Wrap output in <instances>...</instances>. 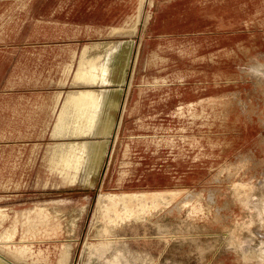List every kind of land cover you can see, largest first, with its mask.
<instances>
[{
  "label": "rangeland",
  "instance_id": "374dc122",
  "mask_svg": "<svg viewBox=\"0 0 264 264\" xmlns=\"http://www.w3.org/2000/svg\"><path fill=\"white\" fill-rule=\"evenodd\" d=\"M142 8L135 35L101 40L120 42L104 86L68 88L106 94L100 118L105 125L112 116L110 135L90 137L98 147L105 140L98 166L73 183L50 171L47 146L40 147L26 178H17L20 167L15 179H0L4 223L16 212L46 208L50 234L33 239L41 263L49 251L57 264L65 243L70 264H264V222H245L258 200L253 192L264 189V162H253L264 160V69L257 66L264 63V0H151ZM28 30L12 43L24 42ZM113 97L117 108L109 106ZM10 151L0 147V165ZM13 153L26 161L31 148ZM177 191L168 204L110 225L109 250L90 253L88 246L107 235L104 222L93 224L99 197ZM229 195L232 204L217 212ZM185 198L188 205L179 207Z\"/></svg>",
  "mask_w": 264,
  "mask_h": 264
},
{
  "label": "crops",
  "instance_id": "0c3cea01",
  "mask_svg": "<svg viewBox=\"0 0 264 264\" xmlns=\"http://www.w3.org/2000/svg\"><path fill=\"white\" fill-rule=\"evenodd\" d=\"M142 4V0H0V147L11 149L0 165V179H15L11 173L20 167L17 178H26L37 149L52 142L68 88L79 85L75 77L84 46L90 47L87 58L96 61L110 50L111 42L103 38L135 35ZM26 25L24 42L13 44L11 37L21 36ZM86 39L91 42H81ZM125 54L120 60L126 64ZM25 148H31L28 159H14L13 150Z\"/></svg>",
  "mask_w": 264,
  "mask_h": 264
},
{
  "label": "bare ground",
  "instance_id": "6f19581e",
  "mask_svg": "<svg viewBox=\"0 0 264 264\" xmlns=\"http://www.w3.org/2000/svg\"><path fill=\"white\" fill-rule=\"evenodd\" d=\"M142 1L147 3V1L150 2L151 0ZM148 16L149 15H146V18H148ZM138 20H141V17H138ZM121 31L122 29L120 32ZM119 44V41L110 43V50L105 55H100V59L96 61L87 58L90 47L86 44L83 49L82 59H79L80 66L76 72L75 78H77L76 80L78 81V84L88 85L90 87L94 85L104 86L108 76L111 75L109 68L111 61L113 60V56L118 50ZM257 66L258 68L261 67L258 70H261L262 67L264 69V63L262 62H259ZM70 70L71 65L69 66V71ZM116 93H118V90H116ZM62 96L63 95H61V97ZM65 96L66 99L65 97L63 98L65 99L63 100V107L60 110L57 122L51 134V136L56 140L55 142L53 141L48 144L44 155V161L49 164L50 171L55 170L61 177H65V179L68 178L71 182L75 183L76 181H79L82 174L86 175L88 170H91L93 163H96V166H98L105 140L103 139L102 144L98 147L96 146L95 141L92 138L90 139V137L107 138L112 129L111 125L113 123V119L112 116L109 115L105 125L102 124L103 122L100 118L101 107L107 101L106 94L103 93V89L85 88L69 90ZM117 100V98L115 99L113 97L109 101V106L111 108H117ZM98 135L100 136L98 137ZM261 142L264 144V137ZM245 158L246 157H241L240 160L245 161ZM253 162L254 165L258 166L264 162V160L255 158L253 159ZM243 183L244 182L242 181L237 184ZM228 188L230 189L232 195V192L235 189H233L232 186H229ZM257 189L253 192L255 194L252 199L254 200L258 198V200L253 201L250 205L253 208V215L245 217L246 223H250V218L252 217V219H261V221L264 222V189H262V191H260L259 188ZM180 193L181 191L131 195L120 194L118 197H115L114 195L103 199L99 197L93 213V224L98 221L104 222L102 224L101 231L104 232L103 234L107 235L106 237H98L97 239L100 240L99 242L91 243L90 246H88L90 248V253L93 255L100 250H109V243L112 242L113 238H115L112 234H110V225H114L118 222V220L122 222L130 219L134 215L138 216V212H144L149 208H156L161 204H168L180 195ZM193 195L195 194L189 193L188 197ZM214 195L215 191H210L208 196L209 205L213 206L215 204L216 201L213 202ZM231 195H229V198L225 200L223 206L216 207L217 212H220L221 209L228 208L232 204L234 198H232L233 195ZM188 199L189 198H185L179 207H183L189 203ZM251 201L252 200L248 198L247 204ZM45 209L46 208H35L32 209V211H28L26 214L24 212L17 214L16 212L12 222L8 225L4 223L8 219V214L4 210L0 209V264H51L52 260L50 252L48 251V253L44 254L45 260L50 261V263L48 261H43V263H41L38 258H35L37 254H35L33 246V239L37 235L41 233L44 236H48L50 234L49 230L45 228L46 225H49L47 222L50 214L48 215V212ZM31 213H34V217L31 216ZM17 234H20L19 241L16 240ZM84 243L85 246H87V242ZM71 250L70 244L63 243L60 247H58L57 264H70L72 254ZM38 254L43 255L41 248H39ZM116 257L119 259V254ZM110 264H115L114 259L110 262Z\"/></svg>",
  "mask_w": 264,
  "mask_h": 264
}]
</instances>
